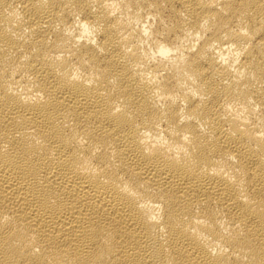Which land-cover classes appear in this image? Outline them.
Segmentation results:
<instances>
[{
    "label": "bare ground",
    "instance_id": "obj_1",
    "mask_svg": "<svg viewBox=\"0 0 264 264\" xmlns=\"http://www.w3.org/2000/svg\"><path fill=\"white\" fill-rule=\"evenodd\" d=\"M0 264H264V0H0Z\"/></svg>",
    "mask_w": 264,
    "mask_h": 264
}]
</instances>
